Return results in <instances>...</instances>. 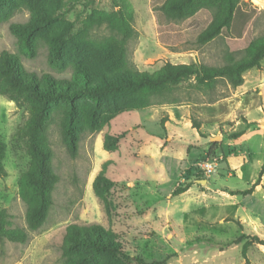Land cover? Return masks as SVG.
<instances>
[{"label":"rangeland","instance_id":"obj_1","mask_svg":"<svg viewBox=\"0 0 264 264\" xmlns=\"http://www.w3.org/2000/svg\"><path fill=\"white\" fill-rule=\"evenodd\" d=\"M128 2L136 35L123 49L104 20L117 9L112 0H0V53L12 56L21 79L48 74L75 88L153 73L167 61L219 65L227 53L246 56L249 42L264 34V0H242L230 28L204 45L195 39L211 21L210 10L175 22L155 8L161 0ZM17 23L25 29H12ZM242 78L237 87L224 78L207 88L190 77L160 98L120 90L97 101L43 105L50 166L58 178L45 222L35 230L27 227L20 196L29 156L18 129L28 107L41 104L29 97L17 106L0 95L6 172L0 209L12 228L28 234L24 243L0 244V264H63L60 246L70 223L99 224L90 236L125 254L81 251L78 258L90 252V264H140L136 257L164 264H264V245L247 246L245 257V239L223 245L241 234L264 239V172L252 185L264 164V58ZM238 129L246 131L228 137ZM203 161H213L212 172L200 168ZM98 173L100 196L93 187ZM183 186L188 189L170 194ZM249 187V194H230Z\"/></svg>","mask_w":264,"mask_h":264},{"label":"trees","instance_id":"obj_2","mask_svg":"<svg viewBox=\"0 0 264 264\" xmlns=\"http://www.w3.org/2000/svg\"><path fill=\"white\" fill-rule=\"evenodd\" d=\"M92 1V0H90ZM117 9L105 17L107 25L116 32L119 45L124 49L128 40L136 35V30L131 25L132 8L128 0H112ZM242 0H161L155 8L170 21L180 22L195 15L201 9L212 12V19L208 25L196 36V43L204 45L221 34L223 29L228 30L232 25L234 14ZM12 29L24 30L26 25L13 24ZM247 55L234 57V53H227V59L219 65L205 63L172 64L165 62L162 67L153 72H136L118 80H105L103 84H88L80 87H70L67 79H56L52 75L45 74L38 77L29 73L24 79L20 78L19 71L13 58L6 51L0 53V95L14 101L17 106L29 97L40 102V108L35 105L28 107V118L18 129V136L24 140L25 151L29 156L28 168L19 178L20 196L25 205V221L31 230L38 229L47 216L51 204V191L57 181V174L50 166L51 146L49 141L48 114L43 105L57 100L73 102L84 97L93 100H101L111 96L120 90L139 92L146 97L156 96L160 98L170 94L184 79L192 77L197 86L204 85L211 88L216 79H226L232 87L242 84V74L259 65L264 58V34L254 37L245 48ZM191 126L197 130L199 125L191 119ZM245 129L234 130L229 133V138H238L244 134ZM264 141V132H263ZM218 142H211V145ZM106 148V144L104 143ZM189 150V147L186 151ZM210 150L207 151L209 154ZM5 143L0 139V176L6 174L3 165ZM264 172V164L258 173L253 186L259 183ZM101 173H98L93 181V187L98 196L101 195ZM188 189V186L177 187L170 194L175 196ZM252 187L244 190L230 192V194H249ZM102 227L97 223L77 224L70 223L66 226L61 243V257L63 264H90L91 259L86 253L78 258L81 251H91L103 254H125L118 245L106 242L100 237H91V233ZM28 234L23 228L11 227L9 214L5 209H0V244L4 240L24 243ZM245 239L241 252L245 257L247 246L252 243L264 245V239L257 235H239L233 240L224 243L237 244ZM140 264H164L166 259L145 261L136 257Z\"/></svg>","mask_w":264,"mask_h":264},{"label":"built area","instance_id":"obj_3","mask_svg":"<svg viewBox=\"0 0 264 264\" xmlns=\"http://www.w3.org/2000/svg\"><path fill=\"white\" fill-rule=\"evenodd\" d=\"M214 163L213 161H203L200 164V168L204 170L205 173H210L213 171Z\"/></svg>","mask_w":264,"mask_h":264},{"label":"crops","instance_id":"obj_4","mask_svg":"<svg viewBox=\"0 0 264 264\" xmlns=\"http://www.w3.org/2000/svg\"><path fill=\"white\" fill-rule=\"evenodd\" d=\"M247 127H248V126H247ZM247 127H246V128H247ZM260 130H261V129H260ZM245 131H246V130H245ZM261 131L263 132V130H261ZM244 133H245V132H244ZM256 190H257V189H256ZM256 190H254V191H256Z\"/></svg>","mask_w":264,"mask_h":264}]
</instances>
